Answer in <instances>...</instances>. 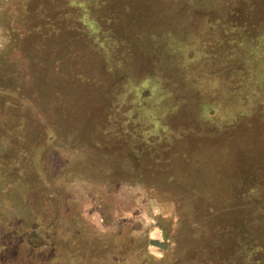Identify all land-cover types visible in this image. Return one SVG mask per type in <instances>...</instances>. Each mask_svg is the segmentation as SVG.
Instances as JSON below:
<instances>
[{
	"label": "rangeland",
	"instance_id": "obj_1",
	"mask_svg": "<svg viewBox=\"0 0 264 264\" xmlns=\"http://www.w3.org/2000/svg\"><path fill=\"white\" fill-rule=\"evenodd\" d=\"M260 170L264 0H0V264H264Z\"/></svg>",
	"mask_w": 264,
	"mask_h": 264
},
{
	"label": "trees",
	"instance_id": "obj_2",
	"mask_svg": "<svg viewBox=\"0 0 264 264\" xmlns=\"http://www.w3.org/2000/svg\"><path fill=\"white\" fill-rule=\"evenodd\" d=\"M261 171L262 170L257 172L256 179H254V180H257V182H258V184L256 185L257 188L255 191V196L256 197L259 196V201L264 200V172H261Z\"/></svg>",
	"mask_w": 264,
	"mask_h": 264
}]
</instances>
